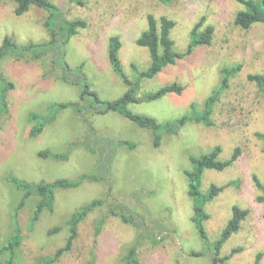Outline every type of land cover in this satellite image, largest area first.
Returning <instances> with one entry per match:
<instances>
[{
	"label": "rangeland",
	"instance_id": "374dc122",
	"mask_svg": "<svg viewBox=\"0 0 264 264\" xmlns=\"http://www.w3.org/2000/svg\"><path fill=\"white\" fill-rule=\"evenodd\" d=\"M51 1L61 16L84 19L87 26L61 49L73 81L62 77V67H56L48 54L0 61V75L12 83L5 93L6 108L0 106V248L16 222L21 239L13 264H41L42 258L53 257L59 249L63 250L52 264H129L126 256L132 247L139 264H215L192 221L185 171L192 169L190 156L219 145L221 159H228L236 147L241 154L225 169H207L202 174V191L210 184L223 186L205 205L209 241L219 237L234 205L247 209L220 256L241 247L224 264H253L258 254V264H264V203L254 181L255 176L264 187L263 142L256 136L264 134V93L247 78L264 75V24L247 29L234 24L235 13L243 9L238 0H175L169 5L156 0ZM14 10L11 1L0 2V44L6 35L19 44L49 38L47 11L32 6L18 15ZM149 13L175 22L170 37L178 53L186 52L191 29L201 19L200 31L213 27L212 40L194 47L153 78L138 79L136 72L150 63L148 49L136 44L147 28ZM111 36L121 40V68L128 79L138 82L139 97L173 82L183 86L179 94L127 105L131 112L159 123L187 114L192 103L202 110L206 98L219 87L221 70L240 65L219 94L212 124L189 121L174 133L162 131L155 145L150 129L117 112L92 111L93 97H80L85 82L103 101L116 99L128 89L108 58ZM30 114L38 115L39 121L49 120L35 136L29 134L34 123ZM42 151L63 158L44 157ZM12 178L30 183L64 179L70 184L56 187L52 209L43 208L33 220L40 198L35 194L24 198ZM97 199L100 203L85 214L65 248L69 218ZM111 204L138 211L142 223L123 222L108 212ZM6 259L7 254L0 253V264H6Z\"/></svg>",
	"mask_w": 264,
	"mask_h": 264
},
{
	"label": "trees",
	"instance_id": "16d2710c",
	"mask_svg": "<svg viewBox=\"0 0 264 264\" xmlns=\"http://www.w3.org/2000/svg\"><path fill=\"white\" fill-rule=\"evenodd\" d=\"M5 0H0V2ZM15 5V13L20 15L25 13L30 7L34 6L43 9L49 13L46 19V27L49 31V38L42 42H28L26 44H19L15 42L11 37L4 36L0 44V61L8 56L25 57L31 56L33 58H41L45 55H50L52 63L57 67H62V77L65 80H71L69 75L70 68L67 62L63 58L61 49L63 45L69 40V38L76 34L78 29L85 28L87 22L84 19H67L60 15L57 6L51 0H9ZM163 5H169L175 0H156ZM242 5L243 9L238 10L234 15V24L241 28H249L253 24L261 23L264 24V0H238ZM147 28L141 32L140 36L136 39L138 46L146 47L150 56V63L145 70L137 71V78H153L159 73L164 67L174 64L177 58L184 56L189 53L194 47L199 45L210 44L213 37V27L211 25L206 26L202 31L199 30L202 24L201 19L191 29L188 47L185 53H178L173 49V40L170 37V31L174 26L175 22L166 17L160 16L158 19L149 13L146 15ZM121 48V40L118 36H111L109 38L108 45V58L113 70L122 78L123 82L127 85L128 89L121 96L116 99L103 101L100 100L96 92L89 89L88 84L85 82V88L82 90L80 97L89 94L93 97L95 106L92 107V111L98 114L106 113L109 111L117 112L127 119L133 121L135 124L142 128L150 129L154 133V144L158 145L160 141V133L166 131L174 133L183 125L189 121L203 123L205 125H211L212 119L211 114L215 103L218 100L219 94L229 85L230 77L235 74L239 69L240 65L233 66L231 68H223L221 70L222 78L217 90H214L205 100L202 110H198L197 107L192 103L190 110L187 114L181 116L177 120L167 121L165 123H159L154 118L136 114L131 112L127 105L129 103L140 102L142 100H154L168 93H181L183 86L173 82L168 85H164L152 93L145 94L141 97L138 96L139 84L137 81H131L128 79L121 68V62L119 58V50ZM82 64L79 68H82ZM83 76V75H82ZM85 79V77L83 76ZM247 78L253 81L257 87L264 93V75L249 74ZM0 106L3 109L6 108V89L12 86V83L7 81L3 76L0 75ZM61 107L66 106L65 104H59ZM75 109L80 112V107L75 106ZM29 120L34 122L29 134L35 136L39 134L45 124L49 120L39 121L38 115L30 114ZM256 136L263 142L264 151V134L256 133ZM128 146L131 147L129 143ZM221 147L219 145L214 146L209 152L200 154L198 156H190V162L192 169L185 171L188 185V195L192 199V210L195 229L197 231L199 239L206 245L207 251L211 252V260L215 264H224L225 260L230 258L235 252L240 251L241 247H236L231 250L228 255L220 256V250L224 242L235 234L239 228L242 220L247 216L248 210L240 208L234 205L232 207V214L227 221L225 227L222 229L219 237L213 242L209 241L208 234L205 229L204 222L208 218V213L205 211V205L207 202L212 200L223 188V186H217L210 184L206 191H202L201 178L204 170H223L227 166L231 165L241 154L240 147H236L231 156L228 159L220 158ZM40 155L44 157H52L55 159H61V154H51L48 151L40 152ZM12 183L17 188L24 191V198L35 194L40 199L37 202L36 210L34 211L33 220H36L40 211L43 208L52 209L54 200V189L60 186H66L70 182L64 179H58L53 182H39L30 183L17 178L11 179ZM256 186L260 189L261 195L259 200L264 203V187L254 176ZM100 203V200H93L85 206H82L79 210L74 212L68 220L69 236L66 240L65 248H69L72 240L76 236V228L79 222L83 219L85 214L92 209L94 206ZM23 202H21V205ZM108 212L112 215H117L125 223H131L133 225H140L142 223L143 216L138 211H131L125 207L122 208L120 205H110ZM14 231L11 234L8 242L0 248V253H6L7 259L6 264H13L15 257V250L20 243V232L15 222ZM63 249L56 251L53 257H44L41 259V264H52L54 258H56ZM260 254L256 255L254 263L258 264ZM126 260L129 264H139L135 258V248L132 247L126 256Z\"/></svg>",
	"mask_w": 264,
	"mask_h": 264
}]
</instances>
